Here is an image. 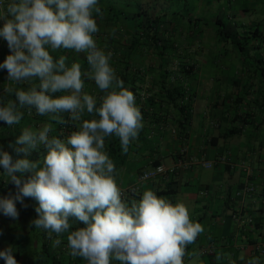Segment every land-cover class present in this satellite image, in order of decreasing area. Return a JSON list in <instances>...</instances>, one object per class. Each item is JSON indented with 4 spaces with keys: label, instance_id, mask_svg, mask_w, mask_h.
<instances>
[{
    "label": "crops",
    "instance_id": "1",
    "mask_svg": "<svg viewBox=\"0 0 264 264\" xmlns=\"http://www.w3.org/2000/svg\"><path fill=\"white\" fill-rule=\"evenodd\" d=\"M98 1L103 18L94 13L100 29L94 38L100 48L112 52L110 64L125 87L133 92L144 125L127 154L122 153L118 138L106 139V151L118 171L119 187L122 191L131 187L138 175L155 163L171 167L180 160L191 161V165L179 168L175 175L141 184L135 195L124 198L139 199L145 190L151 189L173 204L182 202L187 206L191 220L201 223L205 232L188 246L186 251L197 255H186L185 264H247L252 257H258L260 264H264V0H183L190 1L186 6L194 13L190 20L204 25L198 28L197 37L187 40L183 38V22L173 23L177 31L176 52L170 55L160 48L167 40L157 43L160 52L147 44L141 51L127 54L125 48L130 45L132 26H125L126 21L122 19L113 22L109 17L111 12L127 11L131 0ZM144 2L140 12L143 8L152 9L145 13L153 17L171 14L173 5L167 0ZM178 3L177 7H185ZM130 13L127 12L129 17ZM206 15L210 17L205 19ZM166 17L162 21L169 20ZM3 23L0 20V28ZM206 26L212 27L215 33L204 38ZM219 27L227 33L225 37L218 35ZM112 29H116L115 34ZM238 43L243 44L241 50ZM224 45L229 47L223 48ZM185 46L190 47L186 56L182 52ZM9 54L6 40L0 37V63ZM51 54L54 59L67 56L69 66L77 62L82 70L89 68L84 53L61 49ZM125 61L129 63L128 69L123 68ZM184 63L193 65L194 69L186 73L182 69ZM8 82L7 70L0 69L3 101L10 98L4 91ZM26 83L28 89L39 80ZM85 91L103 95L92 81H86ZM180 93L190 97L187 113L179 110ZM64 94L57 92L51 96L57 98ZM62 115L68 119L67 112ZM48 122V117H23L20 124L11 126L0 121L4 123L0 125V149L10 154L13 162L23 158L39 160L35 150L27 156L17 153L15 149L22 146L16 140L23 127L37 128ZM181 123H184L183 129ZM54 128L52 135L63 134L59 136L61 139L75 130L71 124ZM203 162L210 163L211 168L203 167ZM28 175L25 173L23 179ZM246 182L255 192L242 199L238 192ZM9 192L14 194L15 186L0 177V197ZM24 204L27 207L17 202L16 219L0 213V251L12 246L17 264H87L69 254L66 234L61 237V245L53 248L56 235L53 233L49 239L47 232L34 228L31 222L37 214L30 210L26 198ZM238 211L243 221L240 223L233 217ZM70 223V230L85 227L75 218H70ZM217 253H223L219 261ZM0 264L6 262L0 258Z\"/></svg>",
    "mask_w": 264,
    "mask_h": 264
},
{
    "label": "clouds",
    "instance_id": "2",
    "mask_svg": "<svg viewBox=\"0 0 264 264\" xmlns=\"http://www.w3.org/2000/svg\"><path fill=\"white\" fill-rule=\"evenodd\" d=\"M94 13L103 18L98 0H0V37L11 53L0 69L8 73L5 94L15 96L0 98V121L20 124L24 107L28 114L34 109L49 120L37 128L23 127L16 140L22 146L16 152L25 156L43 146L41 159L13 162L0 149V177L15 186L14 194L0 197V213L16 219L17 202L27 207L24 198H33L38 206L32 226L47 232L49 239L56 235L53 248L66 234L69 254L87 264H185L186 255H197L188 253V246L205 232L191 220L187 206L151 189L128 201L117 183L106 139L118 138L127 154L144 126L143 117L133 92L110 64L112 52L97 45L94 36L100 29ZM61 49L86 54L88 70L77 62L69 66L65 55L54 59L51 53ZM37 78L39 83H31L28 90L18 87ZM86 81L94 82L103 95L85 91ZM57 92L65 94L52 98ZM69 124L75 130L63 139V134L52 135L55 125ZM25 173L30 175L23 179ZM70 218L85 227L70 230ZM222 257L217 253L216 260ZM0 258L17 264L12 246L0 251ZM247 264H260V259L252 257Z\"/></svg>",
    "mask_w": 264,
    "mask_h": 264
},
{
    "label": "trees",
    "instance_id": "3",
    "mask_svg": "<svg viewBox=\"0 0 264 264\" xmlns=\"http://www.w3.org/2000/svg\"><path fill=\"white\" fill-rule=\"evenodd\" d=\"M164 16L169 17L168 15H158V16L153 17V16L148 15L146 13H142V11L140 12V10H139L136 13H133L131 15V17H129L128 14H126L125 12H121L119 14H117L116 12H114V13L111 12L109 18L112 19L113 22H116V21L121 20V19L125 20L126 21L125 26L128 24L132 26L130 45L125 48L127 54L134 53L137 50L141 51L142 50L141 48H144L145 45H147V44H152V47H154L156 49V51L160 52V49H158L157 43H161L164 40H167V43L160 47L162 52H163V50H165L166 51L165 53L168 55L175 54L176 45L174 42V40H175L174 38H175V33H177V31H176L175 25H173V22L171 21V18H169V20L166 19V21H162V18ZM128 17H129V19H128ZM160 22H162V24ZM188 24L189 25L191 24L190 19L188 21ZM188 31L189 32L184 33L185 32V29H184V32H183V34H184L183 38L184 39L190 40V39H193L194 37L198 36V35L196 36V33L195 34L192 33L190 29ZM222 32L223 31L219 30L218 35L220 33L224 36V34ZM109 35L111 36L112 33H110ZM178 35H179V37H181V34L178 33ZM108 44H109V46H110L109 48L111 50L112 46L110 43H108ZM237 46H238V49H240V50L243 48V44H241V43H238ZM189 48H190L189 46H185L183 48L182 52H183V54H185V56L189 54V51H190ZM123 68L124 69L129 68V63L127 61H125L123 63ZM182 69L186 73H190L194 69V66L191 64L184 63ZM18 87L23 88L24 90H28L26 82L18 85ZM179 95H180V98L182 99V101L178 105L179 110L181 112H184V113L189 112V110H190V97L189 96L186 97L184 95V93H180ZM10 98L15 99V96L12 95V96H10ZM21 111L24 113V116H23L24 118H26V117H29V118L35 117V118H41V119L47 118L45 116H38L35 113L34 109H33V112L31 113V115H29L27 107L21 108ZM186 121H187V118L185 116L184 117V123ZM184 123L180 124L181 129H183ZM3 124L4 123H0V125H3ZM60 137H62V136H60ZM35 151L38 152V154L40 155V159L44 154H46V149L43 146H41L38 150H35ZM153 166H156V163ZM0 170L3 171L2 168H0ZM26 200L28 202L30 210L34 214H37L35 212V207L38 206V202L36 200H34L33 198H26ZM74 228H77V227H74Z\"/></svg>",
    "mask_w": 264,
    "mask_h": 264
},
{
    "label": "rangeland",
    "instance_id": "4",
    "mask_svg": "<svg viewBox=\"0 0 264 264\" xmlns=\"http://www.w3.org/2000/svg\"><path fill=\"white\" fill-rule=\"evenodd\" d=\"M124 1H126V2H128V0H124ZM167 2L168 3H170V4H172L173 5V7H172V9H171V14L169 15V17L171 18V21L174 23V24H176V22H178V23H182L183 22V29H185V32L184 33H186V32H189L188 30L189 29H191V32L192 33H196V36L198 35V28L199 27H203V25L204 24H201V23H198L197 24V22H194V19H191L192 20V24H188V21H189V19L190 18H192V17H194V13H192L191 12V8H189V7H186L187 5H189L190 4V1H186V2H183V0H167ZM177 2H179L178 3V5L179 6H185L184 8H179V7H177ZM130 4L128 5V7H127V11H125L126 12V14H127V12H132V13H130V14H133V12H137V11H139L140 9H139V7H142V4L141 3H145L144 2V0H131L130 2H129ZM98 5L100 6V3H99V1H98ZM106 6H109L108 4L107 5H105V7ZM109 10V9H108ZM107 10V12H109ZM122 10H124V9H122ZM144 10V11H143ZM146 9H143L142 8V13H145V12H150L151 10H149L148 11V9L145 11ZM208 17H210V16H205V19H208ZM213 18V17H212ZM196 26V27H195ZM191 27V28H190ZM194 28H196V29H194ZM219 30H221V31H223L222 33L224 34H227L226 32H224V30L223 29H221L220 27L218 28ZM200 30V29H199ZM203 32H204V38H207V36L208 35H214V31H213V28L212 27H207L206 26V28L204 27L203 28ZM96 35V34H95ZM219 36L220 37H223V35L222 34H220L219 33ZM225 37V36H224ZM197 39V38H196ZM229 47V45H224L223 46V48L224 47ZM211 47V46H210ZM221 47H218L217 49H220ZM222 52H223V50L221 49V50H219V54L221 55L222 54ZM3 171H1L0 170V173H2ZM112 263L113 264H116L117 263V261H112Z\"/></svg>",
    "mask_w": 264,
    "mask_h": 264
},
{
    "label": "built area",
    "instance_id": "5",
    "mask_svg": "<svg viewBox=\"0 0 264 264\" xmlns=\"http://www.w3.org/2000/svg\"><path fill=\"white\" fill-rule=\"evenodd\" d=\"M7 81H8V73H7ZM222 162H225V161L222 160ZM227 163H230V161H227ZM187 165H191L190 160L186 162L180 160L177 165H173L171 167H165L163 165L153 166L148 171H144L140 173L138 175L136 183L132 185L131 187L123 190L124 195L133 196L138 192L141 184L147 183L149 181H153L159 177H171L177 173L179 168L187 166ZM202 165L205 168H211L210 163L203 162ZM242 166H245V165L242 164ZM254 192H255V188L251 184L246 182L241 186L238 194L242 199H244L246 196L253 194ZM233 217L238 223L243 222L240 218V211L236 212L235 215H233ZM202 254L204 255L205 252H203Z\"/></svg>",
    "mask_w": 264,
    "mask_h": 264
}]
</instances>
